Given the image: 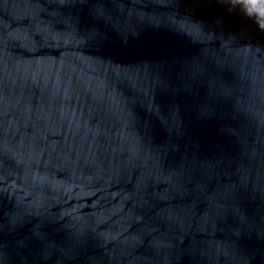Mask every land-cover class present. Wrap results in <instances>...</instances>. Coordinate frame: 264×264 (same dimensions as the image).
Listing matches in <instances>:
<instances>
[{
    "label": "water",
    "instance_id": "obj_1",
    "mask_svg": "<svg viewBox=\"0 0 264 264\" xmlns=\"http://www.w3.org/2000/svg\"><path fill=\"white\" fill-rule=\"evenodd\" d=\"M226 0H0V264H264V31Z\"/></svg>",
    "mask_w": 264,
    "mask_h": 264
},
{
    "label": "clouds",
    "instance_id": "obj_2",
    "mask_svg": "<svg viewBox=\"0 0 264 264\" xmlns=\"http://www.w3.org/2000/svg\"><path fill=\"white\" fill-rule=\"evenodd\" d=\"M229 11L239 9L248 19L253 20L260 31H264V0H226Z\"/></svg>",
    "mask_w": 264,
    "mask_h": 264
}]
</instances>
